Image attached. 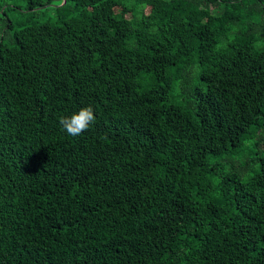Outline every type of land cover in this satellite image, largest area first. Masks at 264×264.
I'll return each instance as SVG.
<instances>
[{
    "label": "trees",
    "instance_id": "obj_1",
    "mask_svg": "<svg viewBox=\"0 0 264 264\" xmlns=\"http://www.w3.org/2000/svg\"><path fill=\"white\" fill-rule=\"evenodd\" d=\"M0 264H264V0H0Z\"/></svg>",
    "mask_w": 264,
    "mask_h": 264
},
{
    "label": "clouds",
    "instance_id": "obj_2",
    "mask_svg": "<svg viewBox=\"0 0 264 264\" xmlns=\"http://www.w3.org/2000/svg\"><path fill=\"white\" fill-rule=\"evenodd\" d=\"M94 121L95 114L91 105L80 108L78 112L70 116H61L59 118V124L63 130L74 137L87 131Z\"/></svg>",
    "mask_w": 264,
    "mask_h": 264
},
{
    "label": "rangeland",
    "instance_id": "obj_3",
    "mask_svg": "<svg viewBox=\"0 0 264 264\" xmlns=\"http://www.w3.org/2000/svg\"><path fill=\"white\" fill-rule=\"evenodd\" d=\"M6 4H9L10 6L15 7V9L9 13L11 18L18 17L20 15L21 16L25 15V14H23V13H25V6H24L23 2H21V1H9V2H6ZM52 13H53L52 9L49 8V10L44 15L37 16V18H38V20H44L47 16H50Z\"/></svg>",
    "mask_w": 264,
    "mask_h": 264
}]
</instances>
